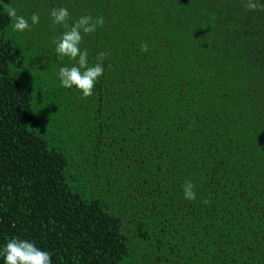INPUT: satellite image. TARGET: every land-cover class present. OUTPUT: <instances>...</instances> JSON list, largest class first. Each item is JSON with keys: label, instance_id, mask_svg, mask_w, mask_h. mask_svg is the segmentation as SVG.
Instances as JSON below:
<instances>
[{"label": "trees", "instance_id": "obj_1", "mask_svg": "<svg viewBox=\"0 0 264 264\" xmlns=\"http://www.w3.org/2000/svg\"><path fill=\"white\" fill-rule=\"evenodd\" d=\"M247 3L0 0V264L12 238L52 264H264V10ZM61 7L104 19L82 33L89 66L107 54L87 98L60 84Z\"/></svg>", "mask_w": 264, "mask_h": 264}, {"label": "clouds", "instance_id": "obj_2", "mask_svg": "<svg viewBox=\"0 0 264 264\" xmlns=\"http://www.w3.org/2000/svg\"><path fill=\"white\" fill-rule=\"evenodd\" d=\"M247 8L255 10L260 7L264 10V5H257L253 0H248ZM9 17L14 20V29L23 32L30 29L28 20L23 16H18L15 8L8 10ZM51 16L53 22L62 25L66 29L62 36L55 41V52L60 57H68L76 61L72 66H62L59 69V80L61 86L65 88H72L75 86L83 93V97L87 98L93 94L94 87L97 80L103 76L104 67L103 59L106 53L101 52L98 56V61L94 66H89L88 52L81 51L80 44L83 40L84 34L93 33L96 31V26L103 25L104 19L100 17L94 19L91 15L81 16L71 26L67 23L70 13L67 8L53 9ZM39 15L33 13L31 16L32 25L39 23ZM142 51L148 50V45H141ZM184 196L188 200H195L196 193L193 190L194 186L190 181L185 182L182 186ZM4 264H52L51 254L47 251L39 249L34 242L28 240H21L12 238L8 240L3 249Z\"/></svg>", "mask_w": 264, "mask_h": 264}]
</instances>
